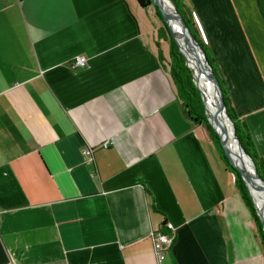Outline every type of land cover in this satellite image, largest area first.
I'll return each mask as SVG.
<instances>
[{"label":"crops","instance_id":"1","mask_svg":"<svg viewBox=\"0 0 264 264\" xmlns=\"http://www.w3.org/2000/svg\"><path fill=\"white\" fill-rule=\"evenodd\" d=\"M181 4L264 163V0ZM160 28L136 0H0V264H264Z\"/></svg>","mask_w":264,"mask_h":264},{"label":"trees","instance_id":"2","mask_svg":"<svg viewBox=\"0 0 264 264\" xmlns=\"http://www.w3.org/2000/svg\"><path fill=\"white\" fill-rule=\"evenodd\" d=\"M136 2L143 9L152 6L151 0H136ZM170 2L172 3L175 10L180 14L181 18L183 19L187 28L190 30L191 34L196 38L199 45L205 51L208 62L211 65L213 69V73L222 89L227 115L234 126L235 135L239 140V142L241 143V146L244 149L245 153L252 159L258 175L261 177V179L264 180V163L261 160V158H259L258 156V153L255 149L254 143L252 141V138L250 136V133L246 125L238 120V117L236 116L232 108L225 83L221 78L217 65L214 59L212 58V56L210 55L208 48H206V46L204 45L205 43H203V41L198 37L195 31V27H194L195 25L192 22V16L186 15L183 9L184 7L181 4V0H170ZM154 10L161 23V28L158 31L157 35L162 40H165L169 46V51H168L169 73L177 88L178 95L185 104L188 115L191 117V119L195 120L196 122H202L206 126L209 135L211 137V140L213 141L217 150L220 152L221 159L223 160L226 168L230 171V174L233 173L235 177L234 183L237 187V190L240 193L242 201L244 202L246 208L249 211V214L255 224L257 235L259 236L260 242L264 248V232L262 229V224L253 207L252 201L247 193L245 184L242 181L239 173L228 163L227 159L225 158L223 150L219 143V139L216 133L212 130V128L208 124L207 118L204 114V107L201 101L199 90L195 87L192 81V75L190 70L185 65V59L182 56V54L179 52L177 45L170 36L168 28L166 24L163 22L158 9L154 8Z\"/></svg>","mask_w":264,"mask_h":264},{"label":"water","instance_id":"3","mask_svg":"<svg viewBox=\"0 0 264 264\" xmlns=\"http://www.w3.org/2000/svg\"><path fill=\"white\" fill-rule=\"evenodd\" d=\"M164 1L166 3L167 7H169L171 9V11H172L171 14L165 13V11L163 10V8L161 7V5L159 3V0H151V3H152V5H154L158 9L163 22L166 24V26L168 28L170 36L172 37L175 44L177 45L179 52L182 54V56L185 59V65L187 66V68L191 72L192 81H193L195 87L199 90L201 101H202V104L204 107V114L207 118L208 124L210 125L212 130L216 133V135L219 139L220 146L223 150L224 156L227 159L228 163L239 173L242 181L244 182L247 193H248V195L252 201L253 207H254V209H255L258 217H259V220L262 224V229L264 232V220L262 217V213L257 208L255 199H254L253 194L250 190V182L252 180L258 185V186H255L256 187L255 189L259 190L258 187H260V189L264 192V180L261 179V177L258 175L252 159L245 153L244 149L241 146V143L239 142V140L237 139V137L235 135L234 126H233L231 120L229 119V117L227 115L226 106H225L224 99H223L222 89L218 83V80L216 79V77L213 73V69H212L211 65L208 62L205 51L199 45L196 38L191 34L190 30L187 28V26L185 25L180 14L175 10V8L173 7L170 0H164ZM167 17L171 18L172 20H174L177 23L179 29L181 30L180 36H178V34L175 33V30L169 24ZM180 43L190 46V48L193 50V53L195 55L196 60L198 61V66L200 67L201 71L205 75L208 83L211 84V86L214 90V93H215L216 100H217L215 118L217 121H218V119H223L224 121H226L228 123L229 128L231 129L232 137H233L234 142L237 146V149L239 150V152L241 153V155L243 156V158L246 161V165L244 164L243 167H239L234 163V161L232 160V158L230 157L229 153L227 152V150L224 146V133L223 132L219 133L215 129V126L212 123V121H210L209 116H208L207 111H206V106H205V102H204V99L202 96V92L198 88V86L195 82V79L193 76V71L190 68V66L188 65L187 58H186L185 54L181 50Z\"/></svg>","mask_w":264,"mask_h":264},{"label":"bare ground","instance_id":"4","mask_svg":"<svg viewBox=\"0 0 264 264\" xmlns=\"http://www.w3.org/2000/svg\"><path fill=\"white\" fill-rule=\"evenodd\" d=\"M159 3L166 14H171V9L167 7L164 0H159ZM169 24L171 27L175 30V33L178 34V36L181 35V30L179 29L177 23L172 20L171 18L167 17ZM181 50L185 54L187 58L188 65L193 71V76L195 79V82L198 86V88L202 92V96L205 102L206 111L209 116L210 121L215 126V129L219 133H224V146L229 153L230 157L234 161V163L239 166L243 167L244 164L246 165V161L237 149V146L234 142V139L232 137L231 129L229 128V125L226 121L223 119H218V121L215 118V111L217 107V100L215 97L214 90L211 86V84L208 83L205 75L201 71L200 67L198 66V61L195 58V55L193 53V50L190 48L189 45L181 44ZM255 186H258L254 181L251 180L250 182V190L253 194V197L256 202V206L259 209V211L262 213V217L264 220V192L259 188V190H256Z\"/></svg>","mask_w":264,"mask_h":264},{"label":"built area","instance_id":"5","mask_svg":"<svg viewBox=\"0 0 264 264\" xmlns=\"http://www.w3.org/2000/svg\"><path fill=\"white\" fill-rule=\"evenodd\" d=\"M204 43L206 42L204 41ZM86 61V58L78 57L74 60L72 66L83 68L86 65ZM99 147L102 149H107L109 147V144L104 143L101 144ZM84 154L89 158L91 156V150H85ZM230 176L232 181L234 182L235 177L233 173H231ZM174 231L175 230L174 228H172V226L166 225V229L164 231H156L151 233L150 239L152 242L155 258L158 262H160L163 253L171 247L174 240Z\"/></svg>","mask_w":264,"mask_h":264},{"label":"rangeland","instance_id":"6","mask_svg":"<svg viewBox=\"0 0 264 264\" xmlns=\"http://www.w3.org/2000/svg\"><path fill=\"white\" fill-rule=\"evenodd\" d=\"M152 8L154 9V8H156L154 5H152Z\"/></svg>","mask_w":264,"mask_h":264}]
</instances>
